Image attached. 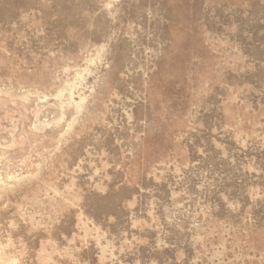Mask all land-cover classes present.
<instances>
[{
	"label": "rangeland",
	"instance_id": "1",
	"mask_svg": "<svg viewBox=\"0 0 264 264\" xmlns=\"http://www.w3.org/2000/svg\"><path fill=\"white\" fill-rule=\"evenodd\" d=\"M0 264H264V0H0Z\"/></svg>",
	"mask_w": 264,
	"mask_h": 264
}]
</instances>
